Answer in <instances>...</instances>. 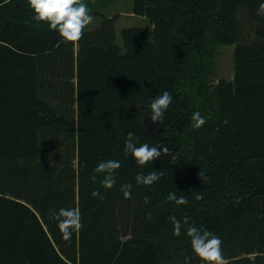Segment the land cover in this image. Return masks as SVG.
Returning a JSON list of instances; mask_svg holds the SVG:
<instances>
[{"label":"trees","instance_id":"obj_1","mask_svg":"<svg viewBox=\"0 0 264 264\" xmlns=\"http://www.w3.org/2000/svg\"><path fill=\"white\" fill-rule=\"evenodd\" d=\"M262 2L133 0L152 33L124 29L120 46V15L63 43L27 0H0V264H205L188 225L217 235L228 264H264ZM243 11L253 40L241 37ZM220 45L234 47V75L215 81ZM165 91L172 103L153 132L148 109ZM195 112L206 120L199 129ZM128 132L137 147L169 151L139 166L125 151ZM106 160L121 162L107 190L103 174L91 179ZM153 171L158 181L136 183ZM61 208L82 216L71 242L50 219Z\"/></svg>","mask_w":264,"mask_h":264},{"label":"clouds","instance_id":"obj_2","mask_svg":"<svg viewBox=\"0 0 264 264\" xmlns=\"http://www.w3.org/2000/svg\"><path fill=\"white\" fill-rule=\"evenodd\" d=\"M29 8L33 12L32 19L38 23L45 22L50 30L58 32L61 42L75 44L82 39L85 28L93 22L94 17L90 14L87 4L83 0H27ZM257 15L264 16V2L260 3L257 8ZM172 96L165 91L163 94L153 99L148 109L149 118L153 123L157 121L163 122L162 117L165 111L172 103ZM193 127L199 129L206 120L199 112H195L191 117ZM138 137L134 132H128L125 139V151L129 152L139 166H145L159 158L162 154L168 153L165 147L162 150L158 147H150L147 143L136 146L135 140ZM175 160V158H173ZM121 167V162L118 160L101 161L93 169L92 181L97 179L96 174H103V179L100 180V185L105 190L112 189L116 185L115 172ZM163 173L158 171L150 172L148 175L139 174L135 177L137 184L145 186L152 185L160 179ZM132 184L126 183L120 186V191L124 199H131ZM93 198L103 199L99 190H94L91 193ZM202 196H197L196 199H202ZM169 201H174L177 205H187L188 200L181 196L176 197L174 193H170L167 197ZM144 203H150L149 197H144ZM50 219L57 222V227L62 234V239L66 242H71L73 232H78L83 227L81 223V213L78 208H61L58 212H50ZM147 219H151V213H148ZM173 224V235L179 237L181 233V222L172 216L169 218ZM187 224V218H185ZM186 235L190 238V243L193 252L205 264H228L227 259L223 255L222 240L214 233L208 230H201L194 225H188ZM186 258L185 264H187Z\"/></svg>","mask_w":264,"mask_h":264},{"label":"rangeland","instance_id":"obj_3","mask_svg":"<svg viewBox=\"0 0 264 264\" xmlns=\"http://www.w3.org/2000/svg\"><path fill=\"white\" fill-rule=\"evenodd\" d=\"M89 8L90 14L94 17L93 22L88 25L85 30L98 26L105 19H109L115 15H120V19L116 24L117 43L122 46V31L128 28H144L149 35L152 33V25L147 18L133 14V0H83ZM241 37L245 40L255 39L256 25L251 21L245 11L241 12ZM84 30V31H85ZM234 47L218 46L216 57L214 60L213 79L219 81L221 79H232L234 75ZM145 111V110H144ZM159 123H153L148 120V126L155 132Z\"/></svg>","mask_w":264,"mask_h":264},{"label":"crops","instance_id":"obj_4","mask_svg":"<svg viewBox=\"0 0 264 264\" xmlns=\"http://www.w3.org/2000/svg\"><path fill=\"white\" fill-rule=\"evenodd\" d=\"M152 29H153V27H152Z\"/></svg>","mask_w":264,"mask_h":264}]
</instances>
